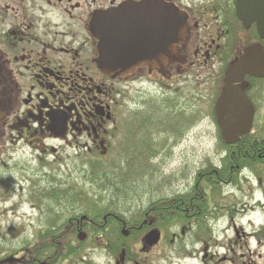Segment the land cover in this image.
I'll list each match as a JSON object with an SVG mask.
<instances>
[{"label": "flooded vegetation", "instance_id": "af4514ba", "mask_svg": "<svg viewBox=\"0 0 264 264\" xmlns=\"http://www.w3.org/2000/svg\"><path fill=\"white\" fill-rule=\"evenodd\" d=\"M244 3L0 0V264H264V185H197V171L193 185H145L142 197L88 185L89 198L52 173L112 156L147 173L194 148L203 119L220 144L226 69L264 52V0ZM259 75L236 84L254 143L264 142ZM244 137L223 153L240 155Z\"/></svg>", "mask_w": 264, "mask_h": 264}, {"label": "rangeland", "instance_id": "374dc122", "mask_svg": "<svg viewBox=\"0 0 264 264\" xmlns=\"http://www.w3.org/2000/svg\"><path fill=\"white\" fill-rule=\"evenodd\" d=\"M200 90H202V85L198 86V91ZM198 110H200L203 117H206L208 114L207 108H203L202 105H199V102ZM215 136L216 131L214 127L208 122V120L203 119L201 120V123L198 124L196 129V138H193L190 141V143L194 145V148L176 150L173 157H166L162 159V161L165 160V162L158 169L155 166V168L147 173L135 172L131 169L132 167L129 162L127 165L128 159H117L112 156L101 161L97 171H93L92 168L91 170L86 168L85 171H81L79 168L80 166L77 167L76 164L72 163L65 169L59 168V171L57 170V167H54L52 168L53 182L54 185H64V189L66 188L65 185H75L72 186L75 190L80 189L79 191L84 193L83 196L89 198L97 196L93 193H89V191L95 190L96 188H88V185L90 184L85 181V178L90 174L96 175V179L101 178L103 174H106L107 180L110 184L119 183L112 185L113 187H109L107 190L111 194L112 189H119L120 194L118 196L114 195L117 197H142L144 196L145 185H193V178L195 177L197 171L204 169L209 164L213 168L220 166V161L223 157V149L215 140ZM154 165L157 164L155 163ZM116 168H119L120 171H117ZM121 174L124 175L123 183L119 180ZM142 174H145L143 178L137 177V175ZM253 175L255 178L252 175H248V180L239 178L237 185H264V169L258 168V170H255ZM261 176L262 178H260ZM101 188L104 189L103 187ZM102 189L99 191L100 193L104 192ZM221 190H224V188ZM115 193L117 194L116 191ZM140 194L142 196H138ZM106 195H108V193ZM245 196L247 195L245 194Z\"/></svg>", "mask_w": 264, "mask_h": 264}, {"label": "water", "instance_id": "95a60500", "mask_svg": "<svg viewBox=\"0 0 264 264\" xmlns=\"http://www.w3.org/2000/svg\"><path fill=\"white\" fill-rule=\"evenodd\" d=\"M249 1L251 0H246L245 4ZM253 1L259 4L258 0ZM166 13L169 14L171 12L166 8ZM262 13L264 14V11ZM257 15L259 17V32L261 37L264 38V22L261 21L262 14L259 12ZM181 29L183 31V24ZM107 69H110V67ZM261 72H264V58L260 47H255L251 51L246 52L240 61L226 70L225 77L231 83H228L227 88L215 105L216 124L220 130L221 140L225 144H234L240 136L249 132L253 115V109L243 92L234 84L239 83L245 75L260 76Z\"/></svg>", "mask_w": 264, "mask_h": 264}, {"label": "trees", "instance_id": "16d2710c", "mask_svg": "<svg viewBox=\"0 0 264 264\" xmlns=\"http://www.w3.org/2000/svg\"><path fill=\"white\" fill-rule=\"evenodd\" d=\"M244 146L236 147L233 150H237L238 148L242 151L240 155L238 152H235L232 155L229 151H227V155L220 161V166L218 169L213 168L210 164L206 166L204 169L200 170L196 177V184L197 185H222L223 183L227 182L229 178L232 179V182L236 181V175L242 168H246L251 173H254L255 170L264 169V142L254 143L251 138L244 137ZM242 141V140H241ZM231 150L230 148H227ZM261 150V154H260ZM261 156L262 158H258ZM96 168V167H94ZM117 171H120L119 168H116ZM125 170V169H123ZM128 173V172H126ZM145 174L137 175V177L143 178ZM258 176V175H256ZM96 175L90 174L88 177L85 178V181L90 185H102L103 188L106 187H113L112 185H116L119 183L110 184L107 180L106 174H103L101 178L96 179ZM124 175H120V182L123 183ZM262 178V176L260 177ZM259 178V179H260ZM118 182V181H117ZM207 182V184L205 183ZM114 192V191H113ZM116 193L114 192V195ZM71 196V195H70ZM128 196V195H127ZM138 196H142L141 194ZM57 197V195H54Z\"/></svg>", "mask_w": 264, "mask_h": 264}]
</instances>
